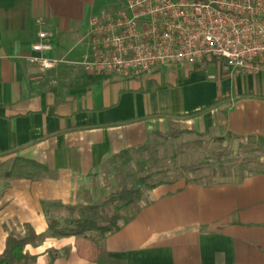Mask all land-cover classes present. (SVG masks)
<instances>
[{"label": "crops", "instance_id": "crops-1", "mask_svg": "<svg viewBox=\"0 0 264 264\" xmlns=\"http://www.w3.org/2000/svg\"><path fill=\"white\" fill-rule=\"evenodd\" d=\"M123 1L0 0V164L24 159L45 170L38 178H5L0 253L18 224L21 234L25 223L39 234L48 231L42 201L103 193L105 168L112 181V156L159 133L224 137L239 146L264 138V67L238 72L213 60L160 64L128 76L87 73L80 62L90 53L89 18ZM38 19L52 34L50 50L32 49ZM30 55L61 62L45 70ZM144 204L103 241L106 259L264 264V172L214 184L181 177L148 191ZM26 250L34 264H98L80 258L73 236L46 235Z\"/></svg>", "mask_w": 264, "mask_h": 264}, {"label": "built area", "instance_id": "built-area-1", "mask_svg": "<svg viewBox=\"0 0 264 264\" xmlns=\"http://www.w3.org/2000/svg\"><path fill=\"white\" fill-rule=\"evenodd\" d=\"M41 27L37 52L52 49V34ZM89 49L80 64L91 74L141 73L169 63L221 60L238 72L264 67V0H124L89 18ZM41 69L61 60L30 55Z\"/></svg>", "mask_w": 264, "mask_h": 264}, {"label": "trees", "instance_id": "trees-1", "mask_svg": "<svg viewBox=\"0 0 264 264\" xmlns=\"http://www.w3.org/2000/svg\"><path fill=\"white\" fill-rule=\"evenodd\" d=\"M179 132L176 131L174 135L159 133L146 144L113 155L110 163L117 186L101 202L74 205L61 201H42L48 235L75 237V248L82 259L104 264H126L123 260L106 259L103 241L137 216L145 205L148 191L181 177H185L187 181L214 184L240 182L250 174L264 172V138L241 143L244 155L237 157L224 145L226 138H215L212 140L219 143V149H204L201 154L205 151L207 153L197 164L180 165L178 156L179 153H186L184 149L177 150L175 145H171V150L166 147L163 155H160L159 149L160 145L177 137ZM209 140L210 138L206 141L197 140L193 145L202 147ZM19 161L4 176L9 178L19 174L17 176L34 178L32 171L23 170L27 165H39L24 159ZM16 166L24 169L15 174ZM187 173L193 176H188ZM41 237L30 223L24 224L23 234L10 231L5 248L0 253V264H34L36 257L30 255L26 247L36 245Z\"/></svg>", "mask_w": 264, "mask_h": 264}, {"label": "rangeland", "instance_id": "rangeland-1", "mask_svg": "<svg viewBox=\"0 0 264 264\" xmlns=\"http://www.w3.org/2000/svg\"><path fill=\"white\" fill-rule=\"evenodd\" d=\"M212 69V71L215 70L216 65H213L210 67ZM177 128L179 127H184L183 124H177ZM171 135H174L176 132L175 131H171L168 132ZM159 140V139H158ZM197 140H202V141H206L207 138L200 136V135H196V134H188L185 132H179L178 136L173 138L168 142H165V144L160 145L159 149H160V155H163V153H165L166 151L165 148L168 147L169 150H171V145H175L177 147V150L180 149H184L186 151V153L180 154L178 156V162L179 164H197L201 159H203L204 155L207 153L206 151L202 153V151L204 149H208V148H220L221 146L218 145L219 143L210 139L209 143H205L203 144L202 147H197L196 145H193L194 141ZM173 143V144H172ZM189 143V144H188ZM240 141L239 140H232V141H225L224 145H227L226 147H228V149L230 150V152L237 157V155L242 156L244 155V150L242 149L241 145L239 146ZM168 162V161H166ZM19 164V163H18ZM17 164V165H18ZM13 167V163H10L9 161L4 162L2 164H0V192H2L3 189H5L6 185L8 184L7 182H5V172L11 170ZM17 171L15 170V174L16 172H20L21 170L24 169V167H20V166H16ZM23 171H32L33 177L38 178L40 176H42L43 174H45V170H43V168H41L40 166H26L25 169ZM12 172V171H11ZM110 172H112V169L110 170ZM109 174V169L105 168L103 171V178L105 179L102 183H104V187L106 188L105 191L102 193V191L100 189H95V191H92L91 195L89 196V198L87 200H82V199H76L75 201L72 200L71 202L66 204H74V205H81V204H86L87 202H101L104 198H106L117 186V180L114 176V174L110 173V176L112 177V181L107 179V176ZM19 175V174H17ZM17 175H13L14 177H16ZM188 176H193V174H188ZM18 177V176H17ZM102 178V179H103ZM114 179V180H113ZM95 185V184H94ZM64 202V201H63ZM20 224H18V226L13 229L12 231L16 232V233H22V229H20ZM22 227V226H21ZM19 228V229H18ZM40 235L42 236L41 238H44L46 235H48V231L46 233H40ZM98 264H104L103 262H99L97 261Z\"/></svg>", "mask_w": 264, "mask_h": 264}]
</instances>
